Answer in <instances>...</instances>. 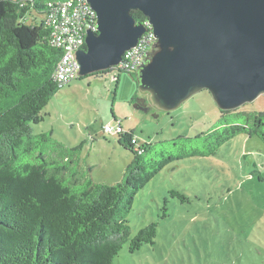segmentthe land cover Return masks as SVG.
I'll return each mask as SVG.
<instances>
[{
  "label": "rangeland",
  "instance_id": "1",
  "mask_svg": "<svg viewBox=\"0 0 264 264\" xmlns=\"http://www.w3.org/2000/svg\"><path fill=\"white\" fill-rule=\"evenodd\" d=\"M30 12L28 22L40 23L43 14ZM135 76L105 70L71 81L41 110L43 120L31 124L32 133L50 132L56 142L79 147L81 173L97 183L116 184L134 155L120 145L117 132L104 131L106 125H120L139 144L150 143L145 159H161L182 144L192 148L196 134L218 124L220 111L207 90L168 112L137 108L141 91ZM240 109L264 114V94ZM186 138L191 141L184 143ZM172 190L187 199L181 201ZM245 221L246 228L238 227ZM152 222L154 243L133 252L125 243L112 264H264L263 143L240 134L214 156L165 166L136 194L127 215L131 236Z\"/></svg>",
  "mask_w": 264,
  "mask_h": 264
},
{
  "label": "trees",
  "instance_id": "2",
  "mask_svg": "<svg viewBox=\"0 0 264 264\" xmlns=\"http://www.w3.org/2000/svg\"><path fill=\"white\" fill-rule=\"evenodd\" d=\"M47 9L42 0H0V264H112L123 244L133 252L154 243L156 222L131 236L127 215L136 194L159 171L174 161L214 156L240 134L264 145V114L219 109L218 124L196 134L192 148L182 144L161 159L144 158L150 143L134 152L133 133L119 132L120 145L134 158L121 182H94L79 169V147L56 142L50 132L31 131L61 89L53 80L61 50L49 43L51 30L42 19L28 22L31 10ZM131 15L138 24L147 19L139 10ZM171 194L187 199L179 190Z\"/></svg>",
  "mask_w": 264,
  "mask_h": 264
},
{
  "label": "water",
  "instance_id": "3",
  "mask_svg": "<svg viewBox=\"0 0 264 264\" xmlns=\"http://www.w3.org/2000/svg\"><path fill=\"white\" fill-rule=\"evenodd\" d=\"M97 32L87 31L76 52L79 75L117 65L152 25L156 51L135 71L141 93L171 111L207 90L221 110H234L264 94V0H87ZM143 97L136 107L147 111ZM141 104L138 106V104Z\"/></svg>",
  "mask_w": 264,
  "mask_h": 264
},
{
  "label": "built area",
  "instance_id": "4",
  "mask_svg": "<svg viewBox=\"0 0 264 264\" xmlns=\"http://www.w3.org/2000/svg\"><path fill=\"white\" fill-rule=\"evenodd\" d=\"M32 1V0H29ZM48 9L43 14V22L50 28L48 41L61 50L59 61L53 72V80L59 88H63L71 81L79 78V65L76 52L85 49L87 31L97 32V15L87 0H42ZM141 24L145 31L137 44L122 54L121 61L107 70L118 73L134 72L157 49V40L153 34L152 25L148 19ZM104 131L108 133L124 131L122 126L117 128L106 125ZM136 153L143 151V145L137 139H131Z\"/></svg>",
  "mask_w": 264,
  "mask_h": 264
},
{
  "label": "flooded vegetation",
  "instance_id": "5",
  "mask_svg": "<svg viewBox=\"0 0 264 264\" xmlns=\"http://www.w3.org/2000/svg\"><path fill=\"white\" fill-rule=\"evenodd\" d=\"M141 97H143L145 99L144 103H145V106L147 107V110L153 106V105H151V103H150V101L148 99V93H140L138 95V98H141ZM140 105L141 104L139 103L138 106H140Z\"/></svg>",
  "mask_w": 264,
  "mask_h": 264
},
{
  "label": "crops",
  "instance_id": "6",
  "mask_svg": "<svg viewBox=\"0 0 264 264\" xmlns=\"http://www.w3.org/2000/svg\"><path fill=\"white\" fill-rule=\"evenodd\" d=\"M28 16H29L28 18H31V19H32V17H31V16H32V14H31V13H29V14H28ZM29 21H30V20H29Z\"/></svg>",
  "mask_w": 264,
  "mask_h": 264
}]
</instances>
